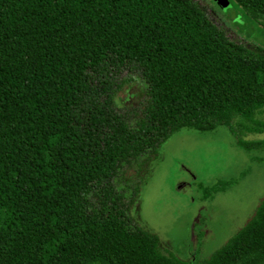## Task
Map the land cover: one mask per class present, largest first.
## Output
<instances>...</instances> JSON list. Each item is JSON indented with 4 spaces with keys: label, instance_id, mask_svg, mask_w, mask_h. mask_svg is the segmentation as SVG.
I'll return each mask as SVG.
<instances>
[{
    "label": "trees",
    "instance_id": "16d2710c",
    "mask_svg": "<svg viewBox=\"0 0 264 264\" xmlns=\"http://www.w3.org/2000/svg\"><path fill=\"white\" fill-rule=\"evenodd\" d=\"M263 112L264 47L198 0H0V264H186L131 214L159 149L226 125L264 150ZM207 264H264V198Z\"/></svg>",
    "mask_w": 264,
    "mask_h": 264
},
{
    "label": "rangeland",
    "instance_id": "374dc122",
    "mask_svg": "<svg viewBox=\"0 0 264 264\" xmlns=\"http://www.w3.org/2000/svg\"><path fill=\"white\" fill-rule=\"evenodd\" d=\"M198 1L232 39L264 47V17L251 19L235 0L226 5ZM130 86L136 97L126 101L125 89L117 94L126 106L136 105L145 91L139 80ZM256 117L264 121V112ZM234 125L235 135L243 136ZM150 169L131 214L160 237L161 252L186 264H207L264 198V150L240 147L226 125L208 131L180 129L161 146ZM228 181L225 189H213Z\"/></svg>",
    "mask_w": 264,
    "mask_h": 264
},
{
    "label": "water",
    "instance_id": "95a60500",
    "mask_svg": "<svg viewBox=\"0 0 264 264\" xmlns=\"http://www.w3.org/2000/svg\"><path fill=\"white\" fill-rule=\"evenodd\" d=\"M218 2L222 3V5H226V3L229 2V0H217Z\"/></svg>",
    "mask_w": 264,
    "mask_h": 264
}]
</instances>
